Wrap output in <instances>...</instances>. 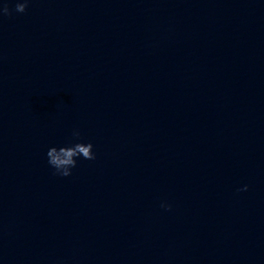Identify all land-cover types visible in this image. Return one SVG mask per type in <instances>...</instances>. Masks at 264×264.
Masks as SVG:
<instances>
[{
  "label": "clouds",
  "instance_id": "obj_1",
  "mask_svg": "<svg viewBox=\"0 0 264 264\" xmlns=\"http://www.w3.org/2000/svg\"><path fill=\"white\" fill-rule=\"evenodd\" d=\"M29 2L30 0L17 2L15 4L14 11L16 13H25L27 11ZM12 11L13 10L8 7L7 3L0 5V18L4 16H11ZM72 136L77 141L81 140V133L79 130H73ZM93 148L94 145L91 142H76L60 147L52 146L46 153L48 164L52 169H54V175L63 177L70 176L72 174V169L77 166L78 158L82 157L85 160L96 159ZM247 188L248 186L245 185L242 189H238V191H246ZM161 207L165 208L166 210H171V205L165 202L161 203Z\"/></svg>",
  "mask_w": 264,
  "mask_h": 264
}]
</instances>
